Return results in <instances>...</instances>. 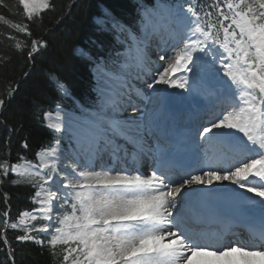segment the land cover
I'll return each mask as SVG.
<instances>
[{"label":"snow or ice","instance_id":"1","mask_svg":"<svg viewBox=\"0 0 264 264\" xmlns=\"http://www.w3.org/2000/svg\"><path fill=\"white\" fill-rule=\"evenodd\" d=\"M16 7L22 22H0L31 60L48 45L30 24L55 4ZM91 23L75 55L92 66L93 98L43 112L53 138L35 162L0 159V185L33 189L14 219L0 193L8 264L10 231L60 249L61 264H264V0H154L134 25L109 5ZM17 87L0 94V116Z\"/></svg>","mask_w":264,"mask_h":264},{"label":"trees","instance_id":"2","mask_svg":"<svg viewBox=\"0 0 264 264\" xmlns=\"http://www.w3.org/2000/svg\"><path fill=\"white\" fill-rule=\"evenodd\" d=\"M152 3L153 0H53L54 11H48L43 19L30 24L33 33L31 39H39L47 43L42 54L29 59L26 54L14 51L15 41L6 37L17 35L23 42L25 37L10 31L0 22V54L8 53L7 63H0V94L9 85L18 86L7 111L0 119L6 121L7 127L0 125V159L8 158L15 163L17 157L26 156L35 161V153L46 146L53 138V133L45 126L43 112L53 110L58 102L66 105L74 100L63 97L50 77L59 78L67 85L74 98L90 101L93 79L91 65L80 61L75 55L78 46L89 43L93 36L91 18L101 11L102 6H112L121 14L123 21L135 22L139 14L138 2ZM7 7L0 6V14L6 19L22 22L23 17L18 12L16 0H4ZM11 130V131H9ZM10 139V143H8ZM29 142V149L21 147L24 140ZM11 175L9 179H11ZM0 193H8L10 197V219H14L22 211H30L33 207L31 196L33 189L27 186H14L5 181L0 185ZM4 210V201L0 195V211ZM22 234L10 231L8 236L15 249V264H61L60 249L53 255L49 248H43L36 243L17 242L14 237ZM3 245H0V249ZM0 264H8L5 252L0 250Z\"/></svg>","mask_w":264,"mask_h":264},{"label":"bare ground","instance_id":"3","mask_svg":"<svg viewBox=\"0 0 264 264\" xmlns=\"http://www.w3.org/2000/svg\"><path fill=\"white\" fill-rule=\"evenodd\" d=\"M155 55H156L155 53H153V54H152V56H153V59H155V57H156ZM52 114H53V117H55V115H56L55 111H54V112H52Z\"/></svg>","mask_w":264,"mask_h":264},{"label":"rangeland","instance_id":"4","mask_svg":"<svg viewBox=\"0 0 264 264\" xmlns=\"http://www.w3.org/2000/svg\"><path fill=\"white\" fill-rule=\"evenodd\" d=\"M61 95H62V94H61ZM40 238H43V237H40ZM38 245H39V244H38ZM39 246H41V245H39ZM41 247H43V248H48L46 243H45L44 246H41Z\"/></svg>","mask_w":264,"mask_h":264}]
</instances>
